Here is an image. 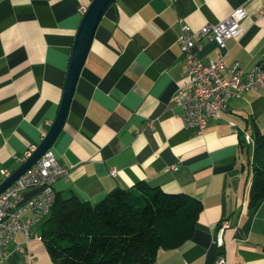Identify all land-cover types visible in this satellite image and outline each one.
Returning <instances> with one entry per match:
<instances>
[{
  "label": "crops",
  "instance_id": "1",
  "mask_svg": "<svg viewBox=\"0 0 264 264\" xmlns=\"http://www.w3.org/2000/svg\"><path fill=\"white\" fill-rule=\"evenodd\" d=\"M89 1L0 0V169L18 165L54 117L83 13L79 8ZM240 5L241 32L225 39L224 62L263 67L264 13L257 11L264 0H113L95 27L65 119L49 147L68 168L67 177L53 183L62 195L73 192L94 202L112 188L141 180L200 200L191 236L158 248L149 264H208L218 252L226 264H264V198L247 205L253 153L240 140L244 132L252 135L254 126L264 132V85L231 97L199 134L182 125L172 101L184 76L178 19L196 28ZM194 49L200 58L213 59L219 48L200 37ZM38 190L24 188L22 197ZM42 218L30 225V257L14 248L25 245L16 232L4 245L0 264H52L42 240L33 237ZM223 221L222 243L216 245L212 238Z\"/></svg>",
  "mask_w": 264,
  "mask_h": 264
},
{
  "label": "trees",
  "instance_id": "2",
  "mask_svg": "<svg viewBox=\"0 0 264 264\" xmlns=\"http://www.w3.org/2000/svg\"><path fill=\"white\" fill-rule=\"evenodd\" d=\"M252 131L248 206L264 198V132ZM200 210L197 197L141 180L94 202L55 191L38 233L52 264H149L191 236Z\"/></svg>",
  "mask_w": 264,
  "mask_h": 264
},
{
  "label": "built area",
  "instance_id": "3",
  "mask_svg": "<svg viewBox=\"0 0 264 264\" xmlns=\"http://www.w3.org/2000/svg\"><path fill=\"white\" fill-rule=\"evenodd\" d=\"M85 7H80L83 12ZM258 15L264 13V7L257 11ZM245 14L240 5L232 8L227 14L215 22H205L196 28L179 20V29L176 43L183 60V80L175 87L172 101L180 108V119L184 127L192 128L199 134L211 117H218L222 110L227 108L228 100L247 90H254L264 85V66L257 64L247 69L240 67L237 62L226 64L224 56L228 50L225 39L236 37L241 32L240 19ZM200 37L212 39L218 49L216 58H200L194 49V44ZM146 128L153 127L151 120L145 122ZM235 130V129H234ZM241 142L246 146L253 145L251 134L242 133ZM34 145H30L18 157L19 163L30 154ZM175 168V165H171ZM110 175L115 169L111 167ZM10 170L0 169L1 178ZM68 168L58 163L52 151L47 148L40 157L29 165L7 187L0 192V263L4 256V245L11 241L16 232H21L25 245L15 243L14 248L26 252V242L30 237V225L44 217L52 204L54 197L53 183L57 178H66ZM39 187V190L28 198H23L21 191L27 187ZM28 210L30 215L23 216ZM227 225L221 222L217 227L212 241L216 245L222 243V229ZM34 238L41 239L39 234ZM208 264H226L222 253H216Z\"/></svg>",
  "mask_w": 264,
  "mask_h": 264
},
{
  "label": "water",
  "instance_id": "4",
  "mask_svg": "<svg viewBox=\"0 0 264 264\" xmlns=\"http://www.w3.org/2000/svg\"><path fill=\"white\" fill-rule=\"evenodd\" d=\"M112 2L113 0H90L88 5L85 7L74 34L63 81L62 92L55 115L52 118L47 130L32 149L30 154L27 155L13 169H11L8 175L0 180V192L51 146L65 119L74 84L88 51L95 27L106 8Z\"/></svg>",
  "mask_w": 264,
  "mask_h": 264
},
{
  "label": "rangeland",
  "instance_id": "5",
  "mask_svg": "<svg viewBox=\"0 0 264 264\" xmlns=\"http://www.w3.org/2000/svg\"><path fill=\"white\" fill-rule=\"evenodd\" d=\"M263 155H264L263 152L260 151V152L257 153L256 158H260V159H262V158H263Z\"/></svg>",
  "mask_w": 264,
  "mask_h": 264
}]
</instances>
